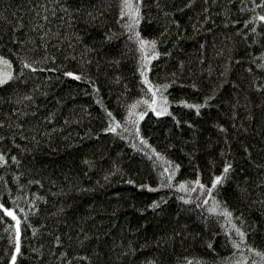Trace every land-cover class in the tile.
<instances>
[{"label": "trees", "instance_id": "trees-1", "mask_svg": "<svg viewBox=\"0 0 264 264\" xmlns=\"http://www.w3.org/2000/svg\"><path fill=\"white\" fill-rule=\"evenodd\" d=\"M63 2L0 0V54L12 61L14 76L0 86V151L20 161L0 166V200L21 216L15 264H262L264 257L232 245L238 237L221 211H232L247 243L264 250V70L256 66L264 48L241 35L264 43V27L251 21L260 9L252 0H193L187 7L188 0H159L160 8L147 0L138 29L157 39L161 55L144 67L154 84H168L161 91L169 103L161 116L139 103L145 115L137 134L128 109L151 92L139 45L118 18L119 0H69L80 9L70 12L74 19L60 9ZM105 33L117 38L105 40ZM68 70L83 78L67 77ZM182 99L204 105L200 114L176 103ZM108 112L121 122L116 133L102 131L110 127ZM225 162L232 169L213 189L216 212L198 185L176 186L197 178L210 186ZM5 227L0 221V264H11L15 240Z\"/></svg>", "mask_w": 264, "mask_h": 264}, {"label": "snow or ice", "instance_id": "snow-or-ice-1", "mask_svg": "<svg viewBox=\"0 0 264 264\" xmlns=\"http://www.w3.org/2000/svg\"><path fill=\"white\" fill-rule=\"evenodd\" d=\"M59 2V0H58ZM155 6L157 8H160V2L159 0H154ZM193 3V0H188V4L185 5L190 6ZM253 3V7L260 9L259 11H256L252 17H251V21L252 22H260L261 23V27H264V0H259V3H256V0H252ZM105 7H111V5H105ZM149 5L147 3V0H119V14H118V18H126V19H121V23L123 24V27L129 32L131 33V35L128 37V39L130 40H135L138 45H139V51L142 53V60L140 62V71L142 73V79L145 85H147L148 90L151 92V97L149 99H145L144 97H141L139 101L134 102L131 107L128 109V117L129 120L135 125L136 127V132L137 134H139V121L142 120L144 118L145 113L144 112H139L136 111V108L138 107L139 103H143L145 105H147L148 107L152 108V110L155 112L156 116H161L164 115L166 112H168V108H167V104L169 103L168 101V97L167 95H165L161 90L168 87V84H154L152 82V80H150L148 78V76L146 75L148 69L144 67L145 64H149L154 58L158 57L161 55V53L158 51L157 49V39L156 38H146L143 37L141 35L140 30L138 29V26L141 23V20L145 17V12H142V9H148ZM60 9L62 11L65 12L66 15H69L71 11H80V9H72L69 3V0H64L63 3L60 4ZM45 11H47V9H45ZM206 11V10H205ZM53 16L56 15L55 11H53L51 13ZM96 14L97 15H102V13L99 12V10H96ZM165 15H167V13H165ZM88 16H90L92 18V20L96 19V16H93L92 12H88ZM70 19H74V17L69 15ZM44 20L48 19V16H44L43 18ZM177 25H179V21H174ZM233 23H235V21H233ZM245 24H248L249 21H245ZM40 27H43L42 25H40ZM167 31V29H165V32ZM237 31L239 32L240 30L237 29ZM250 32L256 34V28L252 27L249 28ZM43 35H47V33H42ZM161 35L163 36V33H161ZM242 37L245 38V42L249 45L252 44H259L261 48H264V43H261V41L259 39H249L248 38V32H243L241 33ZM260 36H264V33L259 34ZM116 34L115 33H105L104 39L105 40H112L115 39ZM79 39V37H77V40ZM76 41H74L75 43ZM45 47H47V45H45ZM150 52V54H148ZM260 57V59L262 61H264V52L258 53L256 54ZM256 55L251 56L250 59H252L253 63H256ZM52 59H55V57H52ZM23 66L27 67L28 69H31L33 72H35L37 69L34 68L33 63L29 62L27 59L23 60ZM183 63V62H181ZM0 65L3 66H7V68L9 70L7 71H3L0 70V86L5 85L8 81L14 79L13 73L12 71H10L11 66H12V61L8 59V57L6 55H2L0 54ZM257 68H260L262 70H264V62L262 63H257L256 64ZM21 71H23V68H21ZM248 71L251 72L252 69L248 68ZM64 75H66L67 77H74L77 80H80L83 78L82 73H77L71 70H68L64 73ZM90 79V78H89ZM93 87L95 88L96 85L93 84ZM193 88H196L197 85L193 84L192 85ZM256 87L259 89L261 86L260 85H256ZM159 94L160 97V103H157V95ZM212 97L211 95L205 97L204 100V105L207 104L208 100H210ZM176 103L179 104H183L186 105L189 108H194L196 109L197 114H200V108L203 107L204 105L202 104H198V103H191L188 100H179L176 101ZM235 107V105L233 106ZM14 111H19L18 109L14 110ZM20 115H26L25 113H21ZM108 116L110 118V127H106L104 129H102V131L108 132L111 131L113 133L117 132V126L120 125V121L119 120H115V118L112 116L111 112H108ZM51 118V114L48 117H45V119H50ZM5 121L4 120H0V126L5 125ZM188 123H191L190 121ZM17 128L19 129H23L24 125L23 124H17L15 125ZM218 127L223 130L226 131V129L224 128L223 124H218ZM140 139L142 141H144L145 143H147V141L144 139L143 136H140ZM225 139H227L225 137ZM5 140V136L4 135H0V141H4ZM12 143L15 144V139L12 140ZM246 151H248L247 146H245ZM153 151H155V149H153ZM230 151V149H229ZM157 156H161V154L159 152H156ZM9 158L12 162H15L17 164L20 163L18 156L15 154H12L9 157V154L7 152L4 151H0V166L6 165L9 162ZM169 164H172L171 161H166ZM180 166L178 164L174 165V168L178 169ZM232 169V163L230 162H225L224 166H223V171L220 175H215L214 178L211 180V184L210 186H206L205 184H203L201 182V180L199 178H197L196 180L193 181H181L179 185H176L177 187L183 188L185 191H189V189L187 188V184L191 183V184H195L198 185L199 188L203 191L206 192L207 197H211L212 200L215 202L216 206L212 207L209 209L210 212H216L218 210V208H220V202L215 200V197L213 196V189H216L218 184L223 183V180L226 178V174L230 172V170ZM165 172H167V169H165ZM163 175V173H162ZM173 177V173H168L167 175V179L168 180H172ZM34 183L39 184L40 181H33ZM129 183H135L134 181H129ZM23 187V186H22ZM140 187H151L150 185L146 186V185H140ZM195 189H193L194 191ZM10 191V190H9ZM18 198L13 197V203L15 204L16 208L18 209L19 213H25V209L23 207H20L18 203H16ZM40 199H44L43 197H40ZM181 200H185L186 197L181 196L180 197ZM161 202H163V200H161ZM205 203H208L207 198H205ZM156 206V202L154 201L152 205H149V207H153ZM33 211H35V207L32 208ZM223 216L225 218H227V223L230 225V227L232 229L235 230V235L238 237V239H233L231 241L232 245L236 248V249H240L242 247V245L246 248L249 249L250 252L252 253H256L257 256L260 257H264V250H259L256 247H253L250 243H247L248 240V234L247 232L244 230V228H242L241 226L237 225L236 223H233V213L232 211H230L227 207H223L221 209ZM5 217H11L12 221H14V224L9 223V221L5 218ZM23 220L25 222V227H27V222H28V215L25 214L23 217ZM0 221H3V223L6 225L4 231L5 232H13L14 234V240H15V249L14 251L11 253V264H15L16 260H17V254L21 253V246H20V238H21V216L17 214V211L14 210L13 207L11 206H7V202L4 200H0ZM241 222L243 223V220L241 218ZM35 231V230H34ZM255 231V226L253 225L252 227L248 228V232H253ZM231 235V233H230ZM84 239H87V237L85 236ZM56 243H61L59 237H57L56 239ZM62 255H64V253H62ZM240 255L242 256V258L244 260H248L247 256H244L243 253H240ZM150 264H155L154 261L150 262ZM234 264H240V261H235ZM250 264H257L256 260H251ZM262 264H264V262H262Z\"/></svg>", "mask_w": 264, "mask_h": 264}]
</instances>
